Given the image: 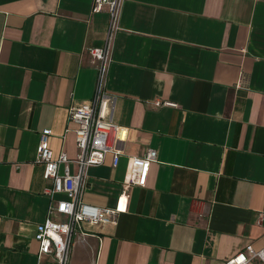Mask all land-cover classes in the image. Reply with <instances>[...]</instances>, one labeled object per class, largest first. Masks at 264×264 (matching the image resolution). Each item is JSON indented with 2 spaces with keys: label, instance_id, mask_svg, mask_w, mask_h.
Listing matches in <instances>:
<instances>
[{
  "label": "crops",
  "instance_id": "0c3cea01",
  "mask_svg": "<svg viewBox=\"0 0 264 264\" xmlns=\"http://www.w3.org/2000/svg\"><path fill=\"white\" fill-rule=\"evenodd\" d=\"M93 2L0 0V264H38L36 226L65 196L51 199L37 154L44 128L55 156L79 152L70 108L93 97L89 49L109 24ZM119 24L108 89L122 153L89 167L83 195L118 220L84 223L69 264H224L264 246V0H125ZM149 147L146 185H128Z\"/></svg>",
  "mask_w": 264,
  "mask_h": 264
},
{
  "label": "built area",
  "instance_id": "2783aa9c",
  "mask_svg": "<svg viewBox=\"0 0 264 264\" xmlns=\"http://www.w3.org/2000/svg\"><path fill=\"white\" fill-rule=\"evenodd\" d=\"M125 0H94L92 11L107 10L109 24L104 43L92 47L89 53L96 68V83L90 101L70 108V119L76 124V142L79 152L70 157L66 152L55 156L49 145L52 128H44L40 134L37 161L45 167V177L53 181L50 188L51 199L56 193L65 196L51 203L49 215L36 226L35 238L39 242L38 264H69L74 234L86 222L117 223L118 210L99 206L84 200L88 169L101 164L106 156H114L117 165L122 150L118 147L125 128L117 124L111 116L114 96L108 89V72L112 61L113 42L120 26V16ZM157 104L176 105L170 100H157ZM158 150L149 147L142 155L131 156V166L127 174L128 185H146L152 162L157 160ZM74 165V169H73ZM57 212L63 219H54ZM46 257L45 260L43 258ZM259 260L264 262V246L248 243L243 249L224 260V264H249Z\"/></svg>",
  "mask_w": 264,
  "mask_h": 264
}]
</instances>
